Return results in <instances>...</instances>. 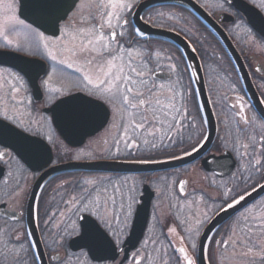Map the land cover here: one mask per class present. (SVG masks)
Wrapping results in <instances>:
<instances>
[{
    "label": "flooded vegetation",
    "instance_id": "flooded-vegetation-1",
    "mask_svg": "<svg viewBox=\"0 0 264 264\" xmlns=\"http://www.w3.org/2000/svg\"><path fill=\"white\" fill-rule=\"evenodd\" d=\"M144 1L137 0L130 13L126 14L127 26L123 29L117 27L115 31L119 44L133 48L134 66L141 67L143 61L148 59L147 54H153L151 63L145 68L146 87L155 89L153 102L157 98L160 100L157 106L159 111L156 112L158 119L153 120L151 111L144 114L153 122L155 129H159L155 131L157 147L154 149L151 147L152 136L144 130L134 132L131 128L126 134L123 126H117L120 121L117 119L114 122L113 109L88 95L82 74L48 59L45 51L34 57L10 50L41 63L21 68L0 65V129H11L14 133L0 138L3 141L0 143V152L5 154L0 158V253L7 246L19 251L23 257L25 253L20 250L17 238L23 241L24 248L34 245L29 228L34 223L46 264H136V261L140 264H186L184 255L178 249L185 247L187 255L193 258L192 238L185 235V239L180 234V230L175 228L176 220L170 217L154 219L156 208L165 205L171 209L176 199H188L190 206L197 208H215L218 205L205 227L219 211L227 207L226 199L234 203L232 197L237 192L247 188L246 196L264 184L260 173L252 168L256 160L264 164V129L261 128L264 124V47L259 38L264 10L258 7L261 0H241L245 4L236 3V6L228 0H190L200 8L199 11L178 2L156 4L143 8L135 15L137 6ZM215 4H222L223 9L213 8ZM242 5L245 6L242 8ZM73 12L60 23L58 36L64 25L90 29L93 25L99 28L103 23L100 13H93L90 18L89 13ZM161 12L165 13L164 17L159 15ZM197 13L206 14L210 23L208 18L204 21ZM168 14L172 15L171 20L167 19ZM250 19L255 27L249 23ZM237 24L241 27H237ZM214 27L224 34V38L215 33ZM245 28L252 33V37L247 35ZM155 30L167 32L170 36L163 37ZM110 31L105 24L104 33ZM60 45H56L58 50L61 49ZM111 47L117 48V43ZM187 47L192 55L188 54ZM99 50L97 47L96 51ZM157 52L161 53V58L155 55ZM95 54L87 53L89 57ZM123 55L127 62V53ZM68 58L58 57L60 60ZM82 64L83 58H79L74 68ZM172 64L176 66L175 71L170 67ZM22 71L28 74L24 75ZM44 80L49 81V89L61 91H46L42 86ZM12 87L19 89L14 96L10 91ZM199 88L205 92L215 134L206 152L198 154L192 162H179L173 168L139 173L64 168L67 164L99 161L134 163L132 161L150 156L161 161L159 163L164 167L171 161L182 160L188 156L185 150L191 152L192 146L199 148L208 135ZM80 95L101 102L107 111L108 120L104 128L87 137L81 145H70L54 127L53 113L60 114L62 125L72 128L74 133L80 124L69 119L68 114L70 110L80 111L83 101ZM69 97L76 99L71 104L55 107L59 101ZM240 105H243L244 115L249 121L253 116L256 117L255 124L245 125L240 121ZM88 106L93 108L90 103ZM123 116L125 123L136 119L127 113ZM242 130L246 131L242 134ZM153 131V127H148V132ZM248 137L253 139L250 141ZM145 139L149 141L148 144L144 143ZM133 140L136 142L133 143ZM245 143L250 144L247 150L243 147ZM5 144L7 148L3 146ZM126 144L132 146L126 147ZM78 153H90L91 156L76 160L74 157ZM210 157L221 158V168L218 166L214 171L202 167L201 161ZM85 178H107L121 184L126 179L129 188L136 181L137 203L132 216L125 221L121 215L119 221L113 223L120 226L114 229L116 235L108 234L115 246V260L98 262L90 258L86 249L69 248L68 244L77 236L66 237L64 247H59V236L64 234L61 230L65 224L70 229L73 222L78 223L77 217L71 214L73 206L66 207L65 201L70 199L72 189ZM40 179L37 188L36 183ZM180 181H185L183 191ZM252 185H255V189ZM145 189L149 195L152 193L148 220L142 238L135 248L128 250L124 243ZM19 190H23V196L16 198L20 201L17 205L13 197L15 191ZM262 201L264 193L222 224L206 244V257L211 251L213 256L219 252L218 242L222 241L221 236L225 234L227 226L240 215L248 213L249 208L255 210V206ZM13 210L15 215L12 214ZM243 220L242 217L238 223H243ZM171 227L176 229V235L169 232ZM174 236L183 243L177 241L175 245L172 242ZM228 247V242L222 243L220 252ZM31 251L37 256L34 248ZM53 256L58 259L52 260ZM36 264H40L39 259Z\"/></svg>",
    "mask_w": 264,
    "mask_h": 264
},
{
    "label": "snow or ice",
    "instance_id": "snow-or-ice-1",
    "mask_svg": "<svg viewBox=\"0 0 264 264\" xmlns=\"http://www.w3.org/2000/svg\"><path fill=\"white\" fill-rule=\"evenodd\" d=\"M137 0H100L99 4L94 3V0H88L87 3L82 2L79 7L81 9L87 7L89 9L90 18L93 15L92 9L103 8L104 11L100 12V17L103 20V23L99 28H96L94 25L90 29H77V34L84 36L87 35L90 37L87 40V43H82L77 45L73 43L71 49H69V58L67 60H60L57 57V53L49 48L47 43V38L43 33H39L35 28L31 27L29 24H26L23 19H20L17 15L18 2L17 0H0V47L6 49H12L15 51H21L25 44L33 43L35 47H43L47 58L55 61L58 64H63L69 69H74L75 72L82 74V79L87 87L88 95L102 101L103 103L109 105L113 109L114 122L119 120L120 124L118 127L123 126L124 131L127 134L129 128L134 132H139L144 130L148 135L152 136L151 147L154 149L157 147L154 124L149 118L144 114L146 111H151L153 113V120L158 119L156 117V112L159 111L157 107L160 104L159 98L153 102L154 88H147L148 83L145 73V68L151 63L152 53H148V59L143 61L141 67L134 66L132 62L133 48H126L123 44H119L117 41V33L115 29L117 27L123 29L128 24L127 13H130L133 5ZM255 2V0H253ZM76 6V0H71L69 3L68 0H32V8L38 11L42 15H50L55 18V20H62L67 12ZM213 8L223 9L222 4L212 5ZM258 7L264 10V0H261ZM161 17L165 16V13H159ZM173 17L171 14L167 15V19L171 20ZM115 21V23H113ZM123 21V23H121ZM249 23L255 27V24L251 19ZM111 30L110 33H104V26ZM261 29L259 30V38L261 46L264 47V21H261ZM237 27H241L240 24H237ZM18 29H23L24 40L21 41L20 37L22 35L21 31ZM249 37H252V33L248 29H244ZM61 32L64 29L60 30ZM33 34L38 37V41L33 40ZM76 40V36L73 37V41ZM117 43V48H112L111 45ZM89 45L92 47L89 48ZM79 47V52L76 50ZM99 47V51H96V48ZM88 52H95L94 56L89 57L86 55ZM124 53H127V62H125ZM61 55L63 50H61ZM83 55V64L80 67L74 68V63ZM155 55L158 58H161V53L157 52ZM99 57V58H97ZM171 60V57H168ZM173 71H175L176 66L174 64L170 65ZM86 69V70H85ZM127 69V71H126ZM51 78V74H49ZM21 83L23 80L21 78ZM49 81L44 80L42 86L46 91L60 92V89H49ZM2 87V85H0ZM161 88L164 87L163 84L160 85ZM11 93L14 94L19 91L18 88L12 87L10 89ZM19 102V101H17ZM235 106V105H234ZM240 121L245 125L255 124L256 117L253 116L251 121L244 115V107L240 105ZM127 113L130 116L135 117L136 119L125 123L123 114ZM167 115V113H165ZM69 119H72L77 122H87L90 118V113L88 110L80 111H69ZM10 119V117H5ZM264 118V114H262ZM176 123H179L177 121ZM148 127H153V132H148ZM171 125L169 128L171 129ZM195 127V124H193ZM261 128L264 129V124L261 125ZM246 130H242V134ZM4 135H14L11 129H0V138ZM132 139V137H127ZM206 139V138H205ZM251 141L253 138L248 137ZM0 139V143H2ZM136 141L133 140V143ZM144 143L148 144L147 139L144 140ZM5 148L8 145H3ZM131 144H126V147H131ZM23 147V145L21 146ZM245 150L250 147L249 143L243 144ZM254 149V146H253ZM198 148L196 146L191 147V152L185 150V155H191L194 152H197ZM5 154L0 152V158ZM91 154L78 153L75 155L76 160H83ZM134 156L135 153H132ZM264 155V153H262ZM115 156V154H113ZM138 164H153L159 163L158 159L155 157H142L140 159L132 161ZM251 163V161H250ZM252 168L260 173V179L264 180V164L260 160H256L255 164L252 165ZM251 178V177H248ZM245 179V183H246ZM185 181H180L181 191H183V184ZM258 183V182H257ZM136 181L132 182V187H128L127 180L123 184L119 182H113L107 178H85L82 182L78 183L71 191L70 199L65 201L66 207L68 205L73 206L71 208L72 216H76L78 223L73 222L70 226L65 224L64 229L61 231L64 233L59 236V247L63 248L66 237L77 236L78 239H73L71 243L68 244V247L71 248L73 245L83 249L88 248L89 254L92 251V248L104 252L112 249V242L108 238V234L113 236L116 235V232L113 228L112 216L107 210L101 212V202L103 201L106 205L109 200L112 203H115L116 196L121 197L120 203V215L124 217V220L127 221L133 214L134 205L137 203L135 193ZM239 187V185H237ZM255 189V185L251 186ZM109 188H111V193H109ZM261 188H264V185H261ZM248 189L244 188L242 191L237 192L236 196L232 197L234 203L238 204L245 199V192ZM127 193V196H125ZM23 196V190L15 191V196L13 199L16 201L17 205L20 204V201L16 199L17 197ZM7 203V202H5ZM227 208H232L234 205L232 202L225 200ZM264 207V205H262ZM253 212L252 208L248 209V213L251 215ZM13 215H15V210H13ZM119 221V217H116ZM203 221H200L195 229L199 232V227L202 226ZM249 235L248 242L243 243L241 239H237L234 236H229V239L233 242V252H236L239 249L238 255L242 258L239 261V264H264V216L260 217L259 223H256V218L252 217V222L249 223ZM257 229L260 232V236L257 237L259 242L253 241L251 238V230ZM191 231V229H190ZM169 232L175 233V228H169ZM17 241L20 245V250L25 253L23 257L20 256V252L14 248H7L0 253V264H36L38 259L42 257L34 256L31 249L38 247V245H30L28 248H24L23 241L17 238ZM118 243V241H117ZM183 243V241H182ZM218 243H227L226 241H219ZM192 247L195 249L196 245L193 243ZM114 251V249H112ZM178 251L184 255L186 264H195V261L192 257L187 255L185 247L181 246ZM109 257H95L92 259H107ZM112 260H115V256L110 257ZM58 257L53 256L52 260H57ZM79 259V257H77ZM90 264V262H89ZM136 264H140L139 261H136Z\"/></svg>",
    "mask_w": 264,
    "mask_h": 264
},
{
    "label": "water",
    "instance_id": "water-1",
    "mask_svg": "<svg viewBox=\"0 0 264 264\" xmlns=\"http://www.w3.org/2000/svg\"><path fill=\"white\" fill-rule=\"evenodd\" d=\"M228 1L231 2L233 5H235L236 3L245 4L241 0H228ZM68 2L70 3L71 0H68ZM77 2H78V0H76V4H77ZM174 2L184 3L185 5H188L193 10H196V11H199V9H200L190 0H146L137 6V8L135 10V15L139 14L143 10V8H145L147 6H152V5H156V4H168V3H174ZM18 5H19L18 13H17L18 17L20 19H23L25 21V23L33 26L34 28H36L37 30L42 32L44 35L50 36V37H57L58 36L60 23L63 22L67 18V16L69 15V13H71L75 8V6L72 7V9L67 12V15H65L62 20H55V18L50 16V15H42L38 11L34 10L32 8V0H18ZM243 6H245V5H242V8H243ZM197 14L204 21H206V18H208V21L210 23V18L207 17L206 14H204V13H197ZM211 24H212V22H211ZM212 27H213V24H212ZM214 31L217 35H219V37L224 38L223 37L224 34L222 32H219L218 29L216 30L215 27H214ZM155 32H157V34H159L163 37H166V38H169V36H170L169 33L164 32V31L155 30ZM225 42L228 46V50H230V53H231V49L229 48V43L226 39H225ZM187 51H188V54L190 53V55H192L191 51L189 50L188 47H187ZM37 63H41V62H38V60H36V59H31V58L17 54V53L12 52V51L0 50V65H4V66H8V67L21 68V67L34 65ZM22 74L26 75L28 73H26L25 71H22ZM199 90H200V94H199L200 102L202 105L204 116L206 117V120H207L208 135L206 137V141L204 142V144L202 146H200L198 148L197 152H194L191 155L186 156L182 160H177L176 162L171 161V162L167 163V165H168L167 167L162 166L163 164H161V163L138 164V163H131V162L118 163V162L99 161V162L80 163V164H67V165H64V168H66V169L73 168V169H83V170H94V171H100V172H111L112 171V172L139 173V172H148V171H159V170H164L165 168H173L177 165V164L175 165V163H179V162H182L183 164L184 163L187 164V163L192 162L193 160H195V158L197 157L198 154H202V152L203 153L206 152V150L208 149L211 141L214 138V134H215L214 121H213L212 115L208 109V104H207V101L205 98L206 97L205 92L203 90H201L200 88H199ZM78 97L79 96L77 95V98ZM80 97H81V99H83L82 103L80 104V110H85V109L88 110V112L90 113V118L87 122H79V124H80L79 129L75 130L74 133L72 131V128L62 125L61 120H60V114H57L56 112L53 113L54 127L56 128L58 133L61 135V137L66 142H68V144H70V145H81L87 137L95 135L102 128H104V126L106 125L107 120H108L107 111L101 102L96 101L94 99L86 98L83 95H80ZM75 99H76V97H69V98L62 99L61 101H59V103L55 107H57L61 104H64V105L65 104H71V102H73ZM89 103H90V106H92L93 108H90L88 106ZM77 111H79V110H77ZM208 159L201 161L202 167H204L206 170H214L215 171L218 169V166H219V168H221V162H220L221 158L210 157ZM40 182H41V179L36 183L37 188L39 187ZM37 188H36V190H37ZM263 193H264V188H261V186H260L256 190L247 194L245 196V199L243 201H241L240 203H238V204L233 203L234 206L232 208L225 207L224 209L219 211L208 222V224L205 226V228L203 229V231L199 237L197 252H196V259H195L196 264H208L206 261V257H205V247H206V244H207L209 238L211 237V235L222 224H224L232 216H234L236 213L241 211L243 208H245L248 204H250L252 201H254L256 198H258ZM151 195H152V193H150V195H149L147 189L143 190V195L140 198V204L136 207V210L134 213V218H133V222H132V226L130 229L129 236L127 237V239L124 243V246H128V248H127L128 250L135 248L137 243L142 238V235L144 233L146 223L148 220L150 202H151V198H152ZM33 224L29 225V228L31 230V233L33 234V238H32L33 244L38 245V247H36L34 249L37 253V256L42 257V259H39L40 264H46L45 259H44V255L42 252V248L40 245V241L38 239L37 231H36V228ZM108 238H109V236H108ZM74 239H78V237H76ZM109 240L111 241L110 238H109ZM71 241H70V243H71ZM71 248L73 250H80L81 249L75 245H73ZM83 249H86L88 254H89L88 248H83ZM112 249H114V251ZM112 249H109L108 251L101 252V251L97 250L96 248H92V251L89 254V256L91 259L93 256H95V257H109L107 259H96L95 261H98V262L111 260L110 257L115 256V246H114L113 242H112Z\"/></svg>",
    "mask_w": 264,
    "mask_h": 264
},
{
    "label": "rangeland",
    "instance_id": "rangeland-1",
    "mask_svg": "<svg viewBox=\"0 0 264 264\" xmlns=\"http://www.w3.org/2000/svg\"><path fill=\"white\" fill-rule=\"evenodd\" d=\"M84 2L87 3L88 0H79L78 5L73 13H89V9L87 7L81 9L79 5ZM94 3L99 4L100 0H94ZM103 8L99 9H92L93 13H100L103 12ZM64 31L60 33V35L57 38H50V37H45L47 38V43L49 44V48L57 53V57H69V49L72 48L73 43H76L77 45H80L82 43H87V40L90 38L87 35L81 36L77 34V29H83L79 26L77 27H70L68 25H64L63 27ZM89 29V28H88ZM21 31L22 35L20 37L21 41L23 42L24 36H23V29H18ZM87 30V29H86ZM37 31V30H36ZM39 32V31H37ZM40 33V32H39ZM76 36V40L73 41V37ZM33 40L38 41V37L33 34ZM69 43L68 45H62L63 43ZM0 44H2V41H0ZM61 44L60 47L61 49L58 50L56 48V45ZM91 45H89V48ZM1 49H6L4 47H0ZM6 50H12V49H6ZM61 50H63V54L61 55ZM79 52V47L76 49ZM15 51V50H14ZM43 47H35L33 43L25 44L24 48L21 51H18L22 53L23 55H28V56H39L40 54H43ZM87 55V53H86ZM83 58V55H81L80 59ZM99 140V139H98ZM97 140V142H99ZM99 153V151H98ZM97 154V152H96ZM136 192V190H135ZM109 193H111V189L109 190ZM136 195V193H134ZM125 196H127V193H125ZM120 203H121V197L119 195L116 196L115 203L113 204L111 200L107 202L105 205L104 202H101V209L100 211L103 212L107 210L109 214L112 216V223H117L116 217L121 218L120 216ZM264 201L260 202L255 206V210L253 209L252 214L250 215L249 213L240 215L238 219H236L234 222L229 224L224 231L225 234L221 236L222 241H227L229 244V247L225 251H221V244L218 247L217 254L213 256L214 254L212 251L209 253L207 256V262L208 264H239V261L242 259L239 255V249H237L236 252H233V242L232 240L229 239V236H234L237 239H241L243 243L248 242V235H249V223L252 222V217L256 218V223H259L260 217L264 216ZM175 207V208H174ZM173 208H169L167 206H161L159 208H156L155 212L153 213V218L154 219H165V218H172L176 220V225L175 228H178L180 230V234L183 235L185 238V235H190L191 239V249L193 253V259L195 258L196 255V248H197V243L198 239L200 236V233L207 222V220L213 215V213L216 211V208L218 205H216L215 208L211 206H207L206 208H203L204 206L201 207H196V206H190L188 203V199H184L180 201L179 199H176V202L174 204ZM243 217V223L239 224L238 220H240ZM250 220V221H249ZM200 221H203L202 226L199 227V232L197 233L195 231L198 223ZM120 226H116L113 224V228H118ZM174 227V226H173ZM171 227V228H173ZM191 229V231H190ZM70 230V229H69ZM172 233V232H171ZM176 233V232H175ZM175 233H172L176 235ZM260 236V232L257 229H252L251 230V238L255 240L257 243L259 240L257 237ZM186 239V238H185ZM177 241H180V238H176L175 236L172 239V242L176 245ZM193 243H195L196 248L194 249L192 247ZM195 261V259H194Z\"/></svg>",
    "mask_w": 264,
    "mask_h": 264
}]
</instances>
